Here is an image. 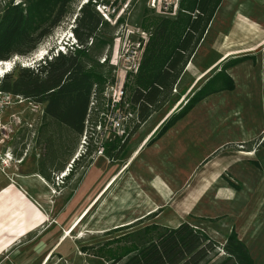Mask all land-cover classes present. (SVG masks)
Returning a JSON list of instances; mask_svg holds the SVG:
<instances>
[{"label": "rangeland", "instance_id": "rangeland-1", "mask_svg": "<svg viewBox=\"0 0 264 264\" xmlns=\"http://www.w3.org/2000/svg\"><path fill=\"white\" fill-rule=\"evenodd\" d=\"M3 1L5 0H0V3ZM14 1L18 3L20 0ZM108 1L72 0L69 12L51 34L44 38L36 50L29 55L12 58L9 61L12 62L10 67L0 74V78L17 66L37 67L43 59L75 45L76 40L72 29L80 6L90 2L97 11L96 4L102 2L107 5ZM117 1L120 3L117 7L121 6L124 9L125 17L121 18L123 20L118 21L116 25L113 19L111 23L103 19L112 30V34L107 36L111 37L112 42L103 52L100 60L103 57L105 59L109 57L111 60L118 47V38L124 35V29L141 28L146 16H160L152 8H148L149 0ZM244 11L258 22H264V12L259 15V12H255L256 10L248 5ZM235 14L236 7L233 5L227 6L226 9L220 8L213 25L225 31ZM39 50H43L44 54L37 57ZM196 57L198 62L209 63L216 56L213 51L205 49ZM109 59L107 64L104 62L106 64L103 72L105 82L100 92V100L97 104L95 102L94 106L95 109L98 107L100 113L105 100V87L115 76ZM192 78L188 71L182 76L176 86V92H172L171 100L178 99L180 90L189 86ZM188 92L184 97H180L170 110L167 104L157 108L145 122L146 124L132 134H129V122H127L124 125L123 137L112 138L104 145V150L106 146L110 147V144L116 145L115 149L110 150L111 156L106 155L105 151L99 154L96 150L100 135L99 132L94 130L95 134H93L92 131L93 128L95 129V123L102 121L104 117L100 119L99 113L92 110L82 141L78 140V137L75 139L61 132L63 138L58 145L59 150L54 154L58 156L57 166L60 163L65 165L59 171L47 170L48 179L40 173V162L47 153H53L57 146L55 143L52 144L51 150L48 151L39 141L40 120H37L32 130L20 128L8 140L0 143V189L13 182L33 203L38 205L48 219V222L37 231L19 241V247L23 248H17V251L11 254L7 264H23L25 257L35 256L42 259L45 256H48L47 258L51 256L47 264H106L95 256L98 249L106 245L108 241L128 232L129 228L127 229L126 226H129V222L146 216L145 223L155 222L171 227L182 221L191 222L203 229L208 223L216 221L223 224L230 223V220H225L224 217L213 220L209 216L196 217L197 212L187 216L185 213L189 209L209 213L207 207L212 193L209 195L206 193L211 189L212 184L206 172L214 161L211 160L206 164L207 158L204 159V157L218 143L226 139L235 140L245 134L248 129L263 126L264 99L258 94L252 96L253 92L246 88L239 94H234L235 96L226 94L218 99L212 96L208 98L213 99L209 106L218 104L225 107H218L213 112L203 109L200 103L192 110V114L189 112L179 120L166 135L153 143L145 144L160 127H158L159 123L164 122L184 106L190 96ZM236 108H238L240 124L234 123L237 115L233 116L232 112ZM19 109L18 106L13 105L4 113L0 122H5L10 113ZM225 116L231 120L220 119ZM219 126L223 127L219 128ZM32 132L33 137H31ZM263 137H259L258 140L262 141ZM261 148L263 150L259 156L263 171L259 176L256 175V186H251L255 192L253 195L256 197V204L260 203L263 215L258 220L259 226L254 232L252 244L255 246L251 247L255 264H264V143ZM4 155L8 157L6 167L2 165L1 160L4 159ZM81 175L82 179L79 182ZM247 196L248 194H239L229 200L235 207L240 201H246ZM216 200V202L220 201L217 205L221 209L220 205L225 202H221V199ZM159 201H162L161 204ZM166 203L168 206H165ZM228 204L230 205L229 202ZM155 209H160L157 215L148 216ZM78 222L80 224L70 238L63 240L65 231Z\"/></svg>", "mask_w": 264, "mask_h": 264}, {"label": "trees", "instance_id": "trees-1", "mask_svg": "<svg viewBox=\"0 0 264 264\" xmlns=\"http://www.w3.org/2000/svg\"><path fill=\"white\" fill-rule=\"evenodd\" d=\"M72 0H5L0 3V62L32 53L51 34L69 12ZM222 0H179L174 17L146 16L141 28L148 33L139 69L125 83V97L137 110L140 123L160 106L170 110L184 96L181 89L177 100L172 91L193 57ZM72 34L76 44L65 53L51 55L37 67H17L0 78V90L43 105V117L38 139L48 151L40 162V173L49 178L47 170H62L57 166L56 153L61 132L80 139L89 118L90 101L95 92L97 103L105 82L100 57L111 45L112 30L94 6L81 5L74 19ZM121 22V21H120ZM248 56L229 59L210 78L201 83L188 97L183 107L171 115L148 141L153 143L176 122L183 119L206 97L234 89L227 70ZM252 59V57L250 56ZM98 108V107H97ZM99 109H96L97 114ZM139 125H136L134 133ZM105 148V154L115 149ZM89 153V152H88ZM72 171V169H71ZM82 175L79 177V182ZM157 212L148 216L155 217ZM147 217V216H146ZM145 217V218H146ZM145 218L126 226L129 231L98 249L97 258L106 264H254L247 247L234 231L222 245L209 238L188 221L171 228ZM105 246V247H104Z\"/></svg>", "mask_w": 264, "mask_h": 264}, {"label": "crops", "instance_id": "crops-1", "mask_svg": "<svg viewBox=\"0 0 264 264\" xmlns=\"http://www.w3.org/2000/svg\"><path fill=\"white\" fill-rule=\"evenodd\" d=\"M229 5L236 7V14L230 23V26L225 31H221L218 29V26L213 25V23L217 20L216 15L220 8L226 9ZM247 5L256 10L255 12H259V15L264 12V0H222L213 20L205 32L202 41L189 61L190 65L188 66L187 64L183 74L181 75L182 78V76L188 71L193 77L190 80L189 86L185 87L187 88L185 94L190 89L188 93L191 95L201 83L219 71L220 67L229 59H235L243 56L249 57L227 70V74L233 80L234 89L232 91L219 92L206 97L198 103H202L201 107L203 109L215 112L218 107L225 106H219L218 104L209 106V103L213 99L209 100L208 98L214 96L212 98L218 99L220 96L226 94H232L235 96L234 94H239L245 88L250 92H253L252 96L258 94L260 95V98L264 99V22H258L255 18H252L249 13H246L244 10ZM205 49L213 51L216 56L215 59L209 63H201L202 61L198 62L196 57L197 54ZM241 87L243 89H240ZM198 104L196 106H198ZM196 106L192 110H194ZM232 113L233 116L237 115V119L234 123L240 124L238 108H236ZM220 119L224 121L225 119H228V117H220ZM230 120L231 119H228V121ZM164 122L159 123L158 127ZM144 124L146 123L144 122ZM142 126L140 128H142ZM172 127L168 131L172 130ZM222 127L223 126H219V128ZM159 128L153 133L148 141L156 134ZM168 131L164 135H166ZM262 136H264V125L257 129L250 128L239 138L235 140L226 139L213 147L204 157V159L207 158L205 161L206 164L211 160L214 161L211 168H209L206 172V175L211 180L212 184L211 189L206 193L208 195L209 193H212L210 203L207 207L209 209V213H201L196 210L190 211V209L185 213L187 216L188 214L194 215V213L197 212L198 215L196 214V217L209 216V218L213 220L224 217L225 220H230V223L228 224H223L220 221L208 223V225H204V229L191 222L189 223L200 228L209 238L217 242L219 245H222L226 237L234 231L238 239L247 247L252 260L254 255L251 252V247L255 246L252 244L254 232L257 229V226H259L258 220H260V217L263 216L261 214L260 203L256 204V197L253 195L255 192L251 188V186H256V175L259 176L263 171L261 157L259 155H261L260 153L263 150L261 146L264 143V139L262 141L258 140L260 139L259 137ZM148 141L145 144H148ZM145 144L143 146H145ZM209 156L211 157L208 158ZM222 177H226L228 180H224ZM252 180L254 181L252 182ZM246 187L247 189L245 190ZM239 194H248L246 197L247 200L244 202L240 201L234 207L229 198H233V196L237 197ZM215 198L221 199V202H225L220 205L221 209H219L217 205L220 201L216 202L217 200ZM159 202L161 204L162 201ZM168 203H166L165 206H168ZM158 210L155 209L151 213L157 212ZM141 219L131 221L129 222V225ZM180 223L172 227H167L174 228ZM220 226H223L224 228L221 229ZM19 241L0 254V264H7L10 260L11 254L16 252L17 248H23L21 246L19 247ZM36 257L37 256L32 258L25 257L23 264H44V262L48 259V256H45L43 259ZM253 263L255 264L254 260Z\"/></svg>", "mask_w": 264, "mask_h": 264}, {"label": "built area", "instance_id": "built-area-1", "mask_svg": "<svg viewBox=\"0 0 264 264\" xmlns=\"http://www.w3.org/2000/svg\"><path fill=\"white\" fill-rule=\"evenodd\" d=\"M117 4H120L117 0H109L107 5L102 4V2L96 4V9L102 19L109 23H111V19H113L114 25H116L118 21L120 22L123 20L121 18L125 17L124 9L121 6V8H118ZM178 5L179 0H149L148 2V8H152L156 13L163 17H174L178 11ZM118 39V47L111 60L109 59V63L115 71V76H113V79L105 87V100L102 104L103 110L99 113L100 119H102V117H104V119L102 120L103 122L97 121L94 125L95 129L93 128L92 131L93 134L97 131L100 135V141H98V145H96V150L99 154L104 151V145H106V143L112 138L123 137L124 125L127 122H129V134L133 131L136 125H139L137 128L139 129L144 124L139 122L137 110L132 108L128 101L125 100L124 87L128 78L133 77L138 72L144 47L148 41V33L139 27H129L124 29V35ZM67 49L57 51L54 55H57L59 52L65 53ZM10 60L0 62V67H4L5 64H9L10 67L12 63L9 62ZM105 60V57H103L99 62L102 64L106 62ZM2 64L3 66H1ZM172 92H176V86ZM95 97L96 94L93 92L89 108L94 111L97 109V107L96 109L94 107L95 102L97 104V99L95 100ZM13 105L18 106L23 110L19 109L16 112L10 113L5 122H0V143H4L20 128L32 130L37 123V120H42V104L0 90V119ZM87 124L88 119L85 121V130ZM85 130L80 137L81 141L85 134ZM33 136L34 133L32 132L31 137ZM83 143L86 144V142ZM1 160L2 165L6 167L8 165V157L4 155V159Z\"/></svg>", "mask_w": 264, "mask_h": 264}, {"label": "bare ground", "instance_id": "bare-ground-1", "mask_svg": "<svg viewBox=\"0 0 264 264\" xmlns=\"http://www.w3.org/2000/svg\"><path fill=\"white\" fill-rule=\"evenodd\" d=\"M43 50L37 51V57L43 56ZM3 66V64L1 65ZM9 68V64L0 67V74ZM130 165V164H129ZM0 254L14 243L37 231L48 222L46 215L37 204L33 203L24 191L13 182L0 189ZM80 224H74L65 231L64 239L70 238ZM51 256L44 262L47 264Z\"/></svg>", "mask_w": 264, "mask_h": 264}]
</instances>
